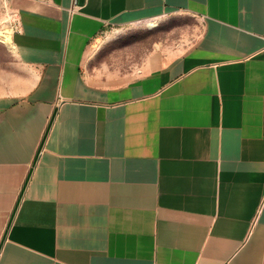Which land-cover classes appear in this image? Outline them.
<instances>
[{"label": "crops", "instance_id": "1", "mask_svg": "<svg viewBox=\"0 0 264 264\" xmlns=\"http://www.w3.org/2000/svg\"><path fill=\"white\" fill-rule=\"evenodd\" d=\"M5 1L0 264H264V0ZM175 15L182 54L88 68Z\"/></svg>", "mask_w": 264, "mask_h": 264}, {"label": "rangeland", "instance_id": "2", "mask_svg": "<svg viewBox=\"0 0 264 264\" xmlns=\"http://www.w3.org/2000/svg\"><path fill=\"white\" fill-rule=\"evenodd\" d=\"M13 15L5 0H0V32L13 34ZM199 22L190 16H171L157 21H146L123 28H109L88 49V68L105 65L122 72L136 69L149 56L168 57L182 54L196 38ZM11 34V35H10ZM0 38V47L6 45ZM96 57V59H95ZM103 62V63H102Z\"/></svg>", "mask_w": 264, "mask_h": 264}, {"label": "bare ground", "instance_id": "3", "mask_svg": "<svg viewBox=\"0 0 264 264\" xmlns=\"http://www.w3.org/2000/svg\"><path fill=\"white\" fill-rule=\"evenodd\" d=\"M11 35V34H10ZM0 38L1 39H4L5 41L4 42H6L12 49L14 48V46H13V43H12V38H11V36H9L8 34H6V33H1L0 32Z\"/></svg>", "mask_w": 264, "mask_h": 264}]
</instances>
